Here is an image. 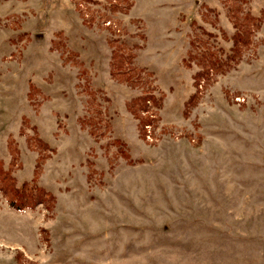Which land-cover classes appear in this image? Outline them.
I'll return each mask as SVG.
<instances>
[{"label":"rangeland","instance_id":"obj_1","mask_svg":"<svg viewBox=\"0 0 264 264\" xmlns=\"http://www.w3.org/2000/svg\"><path fill=\"white\" fill-rule=\"evenodd\" d=\"M0 264H264V0H0Z\"/></svg>","mask_w":264,"mask_h":264},{"label":"trees","instance_id":"obj_2","mask_svg":"<svg viewBox=\"0 0 264 264\" xmlns=\"http://www.w3.org/2000/svg\"><path fill=\"white\" fill-rule=\"evenodd\" d=\"M241 35H242V32H238L234 36V46L232 48V53L229 56L231 58L235 57L238 54H241L242 49L240 47V43H241V41L244 40L243 36H241ZM246 43H247V41H246ZM152 98H153L152 96H147V97H143L142 100L147 102L148 100H150ZM41 193H45V192L42 189H39V191H37V193L35 195L25 196V193H23V194L21 193V194H19V198H18V199H20V201H18L16 199H11L10 204H11V206H13L17 209H22L23 207H25L27 205L34 206V205L43 201L41 198L42 197ZM45 194L48 195L49 193L46 192ZM25 198H26V200H24ZM27 199H29V200H27Z\"/></svg>","mask_w":264,"mask_h":264}]
</instances>
